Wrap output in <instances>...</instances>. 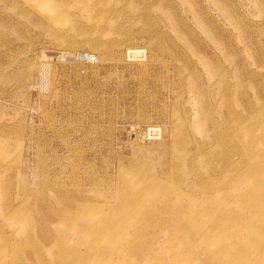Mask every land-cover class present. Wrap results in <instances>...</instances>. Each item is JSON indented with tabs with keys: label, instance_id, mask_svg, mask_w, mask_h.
<instances>
[{
	"label": "rangeland",
	"instance_id": "obj_1",
	"mask_svg": "<svg viewBox=\"0 0 264 264\" xmlns=\"http://www.w3.org/2000/svg\"><path fill=\"white\" fill-rule=\"evenodd\" d=\"M263 119L264 0H0V264H264Z\"/></svg>",
	"mask_w": 264,
	"mask_h": 264
},
{
	"label": "bare ground",
	"instance_id": "obj_2",
	"mask_svg": "<svg viewBox=\"0 0 264 264\" xmlns=\"http://www.w3.org/2000/svg\"><path fill=\"white\" fill-rule=\"evenodd\" d=\"M95 29H98V27H96ZM91 31V30H90ZM91 35V34H90ZM145 51L143 50V48L142 49H129L128 50V53L130 54H132V53H135V54H140V53H144ZM127 53V54H128ZM245 122H247V121H245ZM244 122V123H245ZM263 129H264V119H263ZM246 125V124H245ZM151 130V129H150ZM152 130H154V131H156V130H158V129H152ZM223 132H221L220 134H222ZM254 134H252V132L250 131V132H248V134H247V136H246V142L249 144V148H251L252 146H258V145H260V144H262L263 142H264V136L262 135V136H253ZM218 137V136H217ZM222 137V136H221ZM219 140V139H218ZM222 141V144H223V140H221ZM219 142V141H218ZM219 144V143H218ZM221 144V143H220ZM225 145V144H224ZM221 146V145H220ZM223 146V145H222ZM221 146V147H222ZM217 147H219V146H217ZM264 147V146H263ZM264 149V148H263ZM258 150V149H257ZM263 151V150H262ZM247 154V153H246ZM250 155V154H249ZM255 155V154H254ZM184 156V155H183ZM256 156V155H255ZM254 156V157H255ZM257 156H258V154H257ZM261 156V155H260ZM182 157V156H181ZM253 157V158H254ZM244 158H246V157H244ZM259 158V157H258ZM185 161V160H184ZM188 161V160H187ZM258 161H259V159H258ZM183 162V161H182ZM226 162V161H225ZM225 162H222V163H225ZM247 162V161H246ZM227 163H228V161H227ZM188 164V163H187ZM176 165H174V167H175ZM263 166V165H262ZM186 167V166H185ZM230 168V167H229ZM176 169H178V165L176 166ZM228 169V168H227ZM252 169V168H251ZM224 170H226V169H224V167H222L221 165H219V168H218V166L216 167V169H215V171H216V173L215 174H213V177L212 178H208L204 183H203V185H199L200 186V192L199 193H203L204 191H207V190H210V189H212V188H217V186H216V179H217V177H219L220 175H222L223 174V171ZM253 170V169H252ZM257 170V169H256ZM255 170V171H256ZM175 171V170H174ZM192 171H194V168H193V166L190 168V176L193 174V172ZM222 173V174H221ZM256 173V172H255ZM253 174V173H252ZM260 174V173H259ZM251 176V175H250ZM255 177V176H254ZM258 179H259V177H258ZM179 180H181V181H183V184H185V185H189V187L191 188L193 185H192V183H191V181H190V178H189V175H186V176H184V177H179ZM196 185V184H195ZM231 191V190H230ZM148 192H150V193H155V190L151 187V188H148ZM158 192V191H157ZM232 193V192H231ZM124 195H122V196H120V198H118L119 199V207L118 208H116V209H114V210H111V212L112 213H119V210L122 208V212H125L124 211V209L125 208H127L128 206L126 205V199H129L130 201L129 202H131V201H134V194H132V192H125V193H123ZM261 195V194H260ZM264 195V194H263ZM177 196V195H176ZM260 197V196H259ZM203 200H206V201H209L210 203H213V202H217V201H211V198H209V197H207V196H205L204 197V199ZM199 204V203H198ZM223 204V203H222ZM209 206V205H208ZM208 206H206V208H205V210H204V212H205V214H207V216L209 217V215L210 216H214V214H215V216H216V218L219 220V216H220V214H216L217 212H213V213H211V214H209V209H208ZM255 206V205H254ZM221 207H222V205H221ZM200 208V207H199ZM229 208V207H228ZM230 209V208H229ZM151 210L153 211L152 213H155V214H163V213H168L169 212V208H166V207H163L162 209L160 208V209H157V208H151ZM196 210L195 209H193L192 210V212H195ZM243 211V210H242ZM253 211V210H252ZM110 212V213H111ZM121 212V211H120ZM151 212V211H150ZM198 212V211H197ZM221 212H223V211H221ZM220 212V213H221ZM258 212V211H257ZM117 213V214H118ZM260 213V212H259ZM232 214V213H231ZM243 214H245V213H243ZM261 214V213H260ZM144 215V214H143ZM150 215V214H149ZM193 215H196V214H193ZM111 216V215H110ZM187 216H189L188 214H187ZM235 216V215H234ZM183 218L184 219H186V221H188V219H187V217L186 216H183ZM253 218V217H252ZM210 219L212 220V218L210 217ZM225 219H227V218H225ZM243 219V218H242ZM260 219H261V217H260ZM224 219H222V221H223ZM221 221V220H220ZM239 222V221H238ZM220 225V224H219ZM236 225V224H235ZM230 226H232V225H230ZM220 227V226H219ZM222 228H224V227H222ZM258 228V227H257ZM252 229V228H251ZM257 232V231H256ZM241 234V233H240ZM245 235V234H244ZM260 235V234H259ZM243 237V236H242ZM248 237V236H247ZM246 237V238H247ZM244 239V238H243ZM246 240V239H245ZM204 239H202V241H200L198 244H203L204 242ZM249 241V240H248ZM260 241V240H259ZM263 241V240H262ZM244 242V241H243ZM251 242V241H250ZM239 243V242H238ZM197 244V245H198ZM241 244V243H240ZM245 244V243H244ZM257 244H258V242H257ZM199 246V245H198ZM255 246V245H254ZM263 247H264V245H263ZM245 248V247H244ZM194 251V250H193ZM249 251V250H248ZM192 254V253H191ZM194 254V253H193ZM194 256H196L195 254H194ZM183 258V257H182ZM210 259V258H209ZM216 259V258H215ZM246 259V258H245ZM186 262V261H185ZM199 262V261H198ZM184 263V262H183ZM188 263V262H187ZM251 263V262H250ZM252 263H254V262H252Z\"/></svg>",
	"mask_w": 264,
	"mask_h": 264
},
{
	"label": "built area",
	"instance_id": "obj_3",
	"mask_svg": "<svg viewBox=\"0 0 264 264\" xmlns=\"http://www.w3.org/2000/svg\"><path fill=\"white\" fill-rule=\"evenodd\" d=\"M79 57H80V59H82V60H87V56L84 55V54H80Z\"/></svg>",
	"mask_w": 264,
	"mask_h": 264
}]
</instances>
